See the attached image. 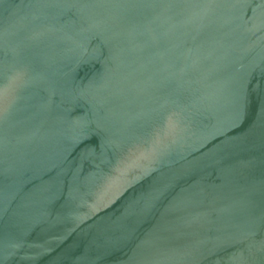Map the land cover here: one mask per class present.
Listing matches in <instances>:
<instances>
[{"label": "water", "instance_id": "1", "mask_svg": "<svg viewBox=\"0 0 264 264\" xmlns=\"http://www.w3.org/2000/svg\"><path fill=\"white\" fill-rule=\"evenodd\" d=\"M0 264H264V0H0Z\"/></svg>", "mask_w": 264, "mask_h": 264}]
</instances>
